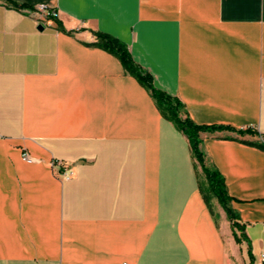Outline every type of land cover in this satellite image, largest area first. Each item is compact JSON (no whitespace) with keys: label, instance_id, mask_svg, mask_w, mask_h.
<instances>
[{"label":"crops","instance_id":"crops-1","mask_svg":"<svg viewBox=\"0 0 264 264\" xmlns=\"http://www.w3.org/2000/svg\"><path fill=\"white\" fill-rule=\"evenodd\" d=\"M97 31L194 122L233 128L200 146L241 228ZM261 134L264 0H0V264H261Z\"/></svg>","mask_w":264,"mask_h":264},{"label":"trees","instance_id":"trees-1","mask_svg":"<svg viewBox=\"0 0 264 264\" xmlns=\"http://www.w3.org/2000/svg\"><path fill=\"white\" fill-rule=\"evenodd\" d=\"M95 34L98 38L96 43L118 56L124 68L150 90L162 112L170 120L174 121L178 128L187 135L193 154L201 164L202 169L208 179L209 190L220 201L222 207L227 212L232 225L234 227L241 228V224L237 221L238 214L230 205L231 197L227 193L224 176L217 168L206 164L205 153L200 146L202 142V138L200 137L201 131H214L233 128L223 125H202L194 122L188 115L183 114L182 111L184 103L180 100V98L171 95L170 93L154 85L152 74L135 61L129 47L122 40L102 31H97ZM237 131L242 134L249 132L260 135L256 129L250 127L240 128ZM261 136V141L250 143L264 149V134H261ZM236 239L239 240L237 235Z\"/></svg>","mask_w":264,"mask_h":264},{"label":"built area","instance_id":"built-area-1","mask_svg":"<svg viewBox=\"0 0 264 264\" xmlns=\"http://www.w3.org/2000/svg\"><path fill=\"white\" fill-rule=\"evenodd\" d=\"M39 10L41 12V18H55L58 15V11L54 8L47 6H39ZM24 158L30 160V155L25 152ZM260 263L264 264V249L260 253ZM121 264H130L128 261H123Z\"/></svg>","mask_w":264,"mask_h":264},{"label":"rangeland","instance_id":"rangeland-1","mask_svg":"<svg viewBox=\"0 0 264 264\" xmlns=\"http://www.w3.org/2000/svg\"><path fill=\"white\" fill-rule=\"evenodd\" d=\"M199 162V161H198ZM201 165V164H200ZM202 167V166H201ZM200 171H201V168H200ZM203 175V174H202ZM204 176H202V186H203V190L205 191V193H206V195H209V196H211L212 195V193H211V191L209 190V184L207 185V184H205V180H204V178H203Z\"/></svg>","mask_w":264,"mask_h":264},{"label":"water","instance_id":"water-1","mask_svg":"<svg viewBox=\"0 0 264 264\" xmlns=\"http://www.w3.org/2000/svg\"><path fill=\"white\" fill-rule=\"evenodd\" d=\"M38 28H39V29H43V25L40 24V25L38 26Z\"/></svg>","mask_w":264,"mask_h":264}]
</instances>
